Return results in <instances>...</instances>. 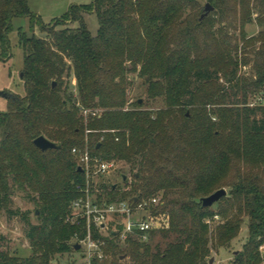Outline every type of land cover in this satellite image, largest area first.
Wrapping results in <instances>:
<instances>
[{"label":"trees","instance_id":"1","mask_svg":"<svg viewBox=\"0 0 264 264\" xmlns=\"http://www.w3.org/2000/svg\"><path fill=\"white\" fill-rule=\"evenodd\" d=\"M207 2L213 11L202 18L198 0H91L45 25L27 0H0V60L12 56L13 19H31L30 32L18 30L25 95L13 94L0 110V209L21 217L32 251L0 250V264H52L77 251L72 239H84L87 226L71 222V206L85 198L87 178L75 148L128 167L126 188L90 183L100 205L161 196L147 243L122 244V220L108 237L92 227L93 238L106 241L110 259L102 264H210L244 218L249 236L233 264H264V106L248 105L249 92H264V0ZM90 12L99 20L96 36L84 19ZM254 23L261 31L250 37L246 26ZM36 24L45 37L33 33ZM252 62L254 73L239 76ZM131 73L163 108L130 102ZM40 136L58 148L40 150ZM222 188L229 196L216 205L224 221L211 230L214 211L201 199ZM17 192L34 203L35 223L11 209Z\"/></svg>","mask_w":264,"mask_h":264},{"label":"rangeland","instance_id":"2","mask_svg":"<svg viewBox=\"0 0 264 264\" xmlns=\"http://www.w3.org/2000/svg\"><path fill=\"white\" fill-rule=\"evenodd\" d=\"M200 2L203 13L205 12V6L208 3L207 0H198ZM31 12L36 15L45 25H49L53 20L62 18L72 5H89L91 0H27ZM213 11V10H212ZM210 11L208 14H210ZM85 22L92 33L93 36H96L99 30V20L94 12H90L84 15ZM31 19L29 17H15L12 22L13 30L9 35L10 39V53L11 57L5 60H0V91H8L16 95H25L24 81L21 77L23 66H24V54L22 48L19 46L18 41V30L20 28L30 32ZM227 28L230 34L234 33L238 38L240 32H234L233 28L229 24L222 25ZM261 31V28L257 24H250L246 26L247 34L252 36H257ZM38 37H45V33L42 31L40 26L36 24L33 32ZM242 44V43H241ZM260 46V43L256 44V48ZM253 48H247V51H252ZM243 55V52L240 51V56ZM254 54H248L249 57H254ZM253 62L249 66L243 67L239 71V76L241 77H250L254 72L252 69ZM130 78L132 80V85L129 88V98L130 102L135 101L136 99H141L145 103V107L157 111L160 108L164 107V102L161 98L150 99L145 91L142 79L137 75V73H131ZM69 85L75 91L76 81L74 76L68 77ZM238 99H242V91L237 92ZM232 102L235 101V98L231 99ZM231 102V103H232ZM8 105V100L0 97V110L6 111ZM248 105L250 107L264 106V92L263 91H254L249 92L248 94ZM260 115L258 116V118ZM116 163V168L109 174L99 175L95 174L92 177V181L95 186L99 187L101 185L116 184L121 185L122 188H126L124 181L122 180V174L130 175L127 165ZM227 195L229 196V189L226 188ZM161 197V196H160ZM158 197V198H160ZM92 199L95 197L92 196ZM217 204V203H216ZM214 204L211 206L214 211L212 217L207 218V221L210 225L211 230H215L216 226L224 221V216L219 215V207ZM11 209L18 210L22 213L29 212L31 215L32 222H36L35 205L28 199L25 194L17 192L12 197ZM112 215L107 217V224L115 220ZM118 220V219H116ZM160 220V219H159ZM156 219L157 223L159 222ZM86 226L92 225L89 220H83ZM112 226V225H111ZM27 226L21 219L19 215L10 217L6 211L0 209V235L4 237V241H0V250L8 251L11 254L28 257L32 254L29 240L26 236ZM103 237H108L109 234L107 231H101ZM249 236L248 231V219L244 218L241 231L239 235L230 243L226 248L216 249L212 251L210 257V264H233L234 255L241 251L243 245L247 242ZM73 243H78L76 236L72 239ZM123 244V243H122ZM106 241L102 246L100 253H89L84 246L81 247L80 251L69 252L65 254H59L55 256L52 264H94L93 261H98L100 264L104 263L110 259L109 255L105 252ZM264 254V247L262 248ZM102 255L103 259H98V255ZM130 260L127 258L126 262Z\"/></svg>","mask_w":264,"mask_h":264},{"label":"built area","instance_id":"3","mask_svg":"<svg viewBox=\"0 0 264 264\" xmlns=\"http://www.w3.org/2000/svg\"><path fill=\"white\" fill-rule=\"evenodd\" d=\"M89 112L88 110L84 111L85 114ZM73 153L78 158L79 167H82L86 172L87 188L81 189L85 191V198L81 197L72 203L71 222L75 223L79 222L80 219H87L92 223V225L87 226L85 238L80 241L76 239L78 244L81 247L84 246L89 253H100L104 239H94L92 227H96L99 233L107 231L110 234L111 231H117L120 220H122L123 227L119 232L118 240L121 243H125L129 239L138 240L140 243L149 242L151 232L157 224L156 218L152 215V208L159 204L160 199L158 197L135 198L133 202L127 200L100 205L95 199L91 198L90 183L93 180L92 177L95 174L105 175L111 173L116 168V163L92 156L88 149L83 152L75 148ZM110 215L118 220L115 219L107 224L106 220ZM97 258L103 259V256L99 254Z\"/></svg>","mask_w":264,"mask_h":264},{"label":"water","instance_id":"4","mask_svg":"<svg viewBox=\"0 0 264 264\" xmlns=\"http://www.w3.org/2000/svg\"><path fill=\"white\" fill-rule=\"evenodd\" d=\"M212 10H213L212 6L209 3H207L205 6V13L202 15V18L205 17L206 15H208V13ZM21 77H23V74H21ZM54 85H55V83H54ZM0 97L5 98V99H10L13 97V94L8 92V91H0ZM34 144L42 151L58 148V145L56 143L50 141L49 139H47L44 136H40L37 139H35ZM79 171L83 173L84 169L82 167H79ZM122 180L126 181L127 175L123 174ZM116 186H117L116 184L113 185V187H116ZM226 195H227L226 189L222 188V189L215 191L211 195L202 198L201 203H202L203 207H211L214 204L218 203ZM80 249H81V245L77 243L75 245V250L78 251Z\"/></svg>","mask_w":264,"mask_h":264},{"label":"crops","instance_id":"5","mask_svg":"<svg viewBox=\"0 0 264 264\" xmlns=\"http://www.w3.org/2000/svg\"><path fill=\"white\" fill-rule=\"evenodd\" d=\"M74 79H75V77H74ZM76 81V80H75Z\"/></svg>","mask_w":264,"mask_h":264}]
</instances>
